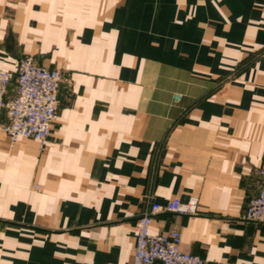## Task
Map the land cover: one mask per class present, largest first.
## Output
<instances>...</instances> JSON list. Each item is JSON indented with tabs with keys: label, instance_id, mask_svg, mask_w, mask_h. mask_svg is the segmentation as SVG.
<instances>
[{
	"label": "crops",
	"instance_id": "crops-1",
	"mask_svg": "<svg viewBox=\"0 0 264 264\" xmlns=\"http://www.w3.org/2000/svg\"><path fill=\"white\" fill-rule=\"evenodd\" d=\"M25 55L63 79L42 150L0 129V264H130L136 218L191 196L151 232L264 264V0H0V68Z\"/></svg>",
	"mask_w": 264,
	"mask_h": 264
},
{
	"label": "built area",
	"instance_id": "built-area-1",
	"mask_svg": "<svg viewBox=\"0 0 264 264\" xmlns=\"http://www.w3.org/2000/svg\"><path fill=\"white\" fill-rule=\"evenodd\" d=\"M62 79L59 69L38 65L31 55L18 60L15 72L0 68V114L6 118L0 129L10 142L30 138L37 142L40 150L43 149L57 118ZM257 174L264 180V157ZM197 208V196L186 201L174 197L164 204L152 202L135 220L130 264H205L199 255L181 248L179 229L171 228L164 233L150 230L152 218L158 213L194 214ZM241 217L264 223V185L248 199Z\"/></svg>",
	"mask_w": 264,
	"mask_h": 264
},
{
	"label": "rangeland",
	"instance_id": "rangeland-1",
	"mask_svg": "<svg viewBox=\"0 0 264 264\" xmlns=\"http://www.w3.org/2000/svg\"><path fill=\"white\" fill-rule=\"evenodd\" d=\"M11 72V71H10ZM58 114V113H57ZM51 128H52V126H51ZM30 139V138H29ZM38 145V144H37Z\"/></svg>",
	"mask_w": 264,
	"mask_h": 264
}]
</instances>
